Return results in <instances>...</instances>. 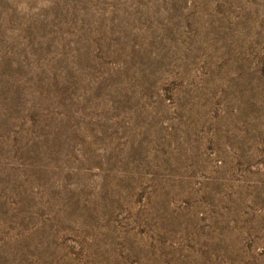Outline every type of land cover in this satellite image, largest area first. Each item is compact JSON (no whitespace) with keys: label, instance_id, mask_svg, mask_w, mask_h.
Instances as JSON below:
<instances>
[{"label":"rangeland","instance_id":"obj_1","mask_svg":"<svg viewBox=\"0 0 264 264\" xmlns=\"http://www.w3.org/2000/svg\"><path fill=\"white\" fill-rule=\"evenodd\" d=\"M0 264H264V0H0Z\"/></svg>","mask_w":264,"mask_h":264}]
</instances>
